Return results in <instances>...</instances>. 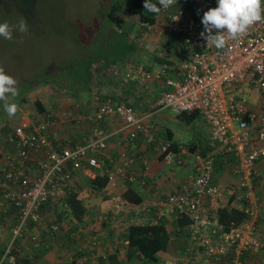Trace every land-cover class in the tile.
<instances>
[{
    "label": "built area",
    "instance_id": "built-area-1",
    "mask_svg": "<svg viewBox=\"0 0 264 264\" xmlns=\"http://www.w3.org/2000/svg\"><path fill=\"white\" fill-rule=\"evenodd\" d=\"M216 6L217 0H188L183 7L170 6L156 14V21L160 14L165 15L164 26L180 38L189 53L175 67V76L166 65L156 70L140 63L112 66L115 81L121 79L145 89L150 83H161V91L149 112L139 113L132 105L114 99L112 93H105L96 109L85 116L96 125L89 138H54V121L58 119H51L53 113L37 110L29 111L12 125L1 124L0 215L12 211L16 214L12 228L16 240L27 236L31 225H44L46 232H57L58 224L44 223L42 206L60 201L72 192L75 175L81 170L96 178L98 173L94 169H103L100 175L114 185L118 175L136 158L122 149L121 165L103 168L101 156L110 150L113 140L122 143L141 139L161 156L143 159L146 174H150L154 161L182 167L188 156L193 159L191 171L180 187L154 205L155 225L167 213L190 220L183 255L164 264H227L230 256L229 264H264V240L258 231L264 198L255 187L260 185L264 197V22L254 24L239 39L229 40L224 49H216L207 46L200 35L204 31V12ZM156 24L159 23L141 21L137 27L152 31ZM216 32L214 29L213 34ZM160 108H169L175 114L200 112L210 126L211 149L206 153L200 149L191 151L181 143L174 148L175 143L161 136L152 118ZM75 120H82L81 116ZM220 155L234 157L225 165L229 174L238 178L237 185L213 180ZM128 179L136 181L134 174H129ZM145 183L141 180L142 185ZM227 193L235 198V204L229 208L244 213L240 223L224 224L219 220L222 205L218 204ZM204 197L216 204L212 213L204 209ZM114 200L116 208L125 204L121 195ZM29 237L39 246L37 235Z\"/></svg>",
    "mask_w": 264,
    "mask_h": 264
},
{
    "label": "rangeland",
    "instance_id": "rangeland-1",
    "mask_svg": "<svg viewBox=\"0 0 264 264\" xmlns=\"http://www.w3.org/2000/svg\"><path fill=\"white\" fill-rule=\"evenodd\" d=\"M114 1L116 0H0V23L7 22L12 29V39L0 36V66L16 79L18 90L26 89L29 81L52 78L49 82L30 87L31 90L25 92L27 100L18 104L19 109L15 116L9 117L4 111L3 102H0V123L12 125L28 115L29 111L37 112L35 101L40 99L46 107H53L57 112L59 136L68 137L70 133L79 132L81 129H94L95 123L85 116H89L88 114L96 109L98 102L105 98V93L114 92L118 97L122 91H115L112 81L107 80L104 86H97L92 91L75 92L61 86V75H74L81 71L87 62H92L93 66L101 65L105 57L114 54L106 30L115 28L120 18H124L122 29L128 30L132 27L133 30L142 32L143 29L132 23L135 17L127 12V9L130 11L129 0L116 19L109 15L110 5ZM21 20L27 23L26 32H20L18 29ZM144 34L140 44L142 43L146 52L160 55L166 53V42L171 36L166 26H157L152 31H144ZM123 36L120 35L118 39ZM137 55L132 56L128 63L137 64L139 58L144 59L141 60L144 65L146 59L152 63L149 53V57ZM157 85L149 87L151 90L145 96L151 105L155 103L156 92L159 93L162 88ZM150 110L151 106L148 111H143ZM153 114L157 131L165 135L171 130L174 140L185 146L192 145V141L195 144L201 143L197 138L199 135L207 136L208 139L210 137V126L202 116L188 124L180 120L169 108L157 109ZM78 116H81L82 120L77 122L75 118ZM74 135L79 137L78 134ZM261 219L258 231L264 234V217ZM15 223L12 212L0 215V229L5 227V231L8 230L5 234L6 244H13L16 240L12 233ZM2 248L0 246V249ZM7 256L0 253V264H10Z\"/></svg>",
    "mask_w": 264,
    "mask_h": 264
},
{
    "label": "crops",
    "instance_id": "crops-1",
    "mask_svg": "<svg viewBox=\"0 0 264 264\" xmlns=\"http://www.w3.org/2000/svg\"><path fill=\"white\" fill-rule=\"evenodd\" d=\"M181 4L182 1L178 0V2L172 5V8H180L182 7L180 6ZM157 26H164V24H156L154 28ZM134 33L140 38V33L142 32L135 31ZM188 54V50L185 47L177 55V57H180L178 62L187 57ZM159 67L160 65L156 66L157 69ZM157 84L160 85L161 83L153 82L149 84V87L153 85L158 86ZM115 85L113 84V86ZM115 88L125 93L121 97L128 99L130 105L134 106L139 113H145L146 111L143 110L147 109L148 111L150 106L152 107L153 105L145 99V96L149 94L151 89L147 88L141 91L131 88L128 90V87L115 86ZM126 91H129V94ZM157 94L158 92H156V96ZM44 107V113H53L54 116L51 119H58L57 112H55L53 107H46L45 103ZM54 122L58 126L59 122L57 120ZM54 122H51V125ZM55 129L56 131L52 133L54 138H66L57 134L58 127H55ZM93 130L88 128L81 129L80 135H83V137H86L84 136L85 134L92 136ZM161 136L164 137V135ZM197 138L202 142L197 144L196 150L200 149L203 151L202 148L208 147L209 139L207 136L203 139H200L198 136ZM191 143L194 144V141ZM186 146L190 148L191 145ZM122 149H125L135 157L136 162L125 167L124 171L118 175L114 185L108 183L100 191L92 188L90 181L103 177L100 175L104 171L103 169H94V172L98 173L96 178H93L92 175L87 174L83 170L75 175V182H73L75 190L79 193V198L82 199L86 207V212L81 220H78L69 213H65L66 211L64 210L66 209H63L61 203L46 205L44 208L42 207L43 210L41 209L44 223L46 225L58 224L60 227L62 224L65 228L59 233H57L58 231L48 233L45 231L44 225H31L27 237L17 239L10 248V244H6L5 239V234L8 230L5 231V227L0 229V246L3 247V255H8L7 258H9L10 264H143L139 255L132 260L128 259L129 241L127 240V234L129 226L133 224L154 225V221L157 218L154 205L164 201L168 193L180 187L191 171L193 159L191 156H188L186 164L180 167L181 170H179V167L170 168L163 162L154 161L152 162L150 174H146L142 165L143 159L149 158L154 160L161 158V156L150 146L147 147L141 139L133 142L122 140V143L119 140H113L111 141L110 150L100 158L103 162V168L120 166L122 162L119 153ZM129 174L135 175V182L129 181ZM143 179L146 181L144 185L141 184V180ZM213 180L215 182L225 181L232 182L235 185L238 184V178L231 174L224 176V166L216 167ZM255 187L257 194L261 198H264L260 192V185L255 184ZM116 195H121L125 199V204L120 208H116L115 206L114 198ZM234 204L235 198L227 193L218 205H222L221 208H223L233 207ZM203 207L212 213L216 204L209 198L204 197ZM59 211L63 212L61 214V221L55 220L57 218L56 214L58 215ZM13 214L16 220L14 211H12ZM262 217H264V211H260L259 225ZM178 218L175 214L167 213L159 221L160 224L163 223L165 225L171 238L167 250L159 252L161 259L156 264H164L167 260L174 261L183 255L187 245V224L184 226L179 224ZM32 235L38 236L39 246L36 247L32 243L29 237ZM260 235L264 240V234L260 233Z\"/></svg>",
    "mask_w": 264,
    "mask_h": 264
},
{
    "label": "trees",
    "instance_id": "trees-1",
    "mask_svg": "<svg viewBox=\"0 0 264 264\" xmlns=\"http://www.w3.org/2000/svg\"><path fill=\"white\" fill-rule=\"evenodd\" d=\"M128 0H116L111 3L110 5V11L109 15L111 14L116 19L119 12L122 13L124 7V4L127 3ZM188 0L182 1V4L180 6H185ZM130 3V11H127L129 14H131L133 17H135V20L132 21V23L137 25L139 22H149L151 24H155L158 22L159 24H165V15L160 14L158 20L156 21V13L148 12L144 8L145 0H129ZM129 6V5H128ZM129 8V7H128ZM127 9V8H126ZM128 10V9H127ZM124 18H120L115 25V28H111L110 30H106L107 39L110 40V44L112 45L113 49L111 51L114 52V54L110 55L109 57H105V59L101 62L102 64L93 66L92 62L88 63L87 65L81 69V71H76L77 73L68 74V75H61V86L68 89L73 90L75 92H83V91H92L97 86H104L107 83V80H111L112 83L116 87H128L127 89L130 90H143L142 87H139L135 84L130 83L129 85L126 84L121 79H118L117 81L114 80L111 68L115 64H127L129 59L132 58V56L138 54L144 55V57H149L148 53L152 57L150 59L152 63H149V60H145V65L141 62L144 61V59L139 58L138 62L143 64L148 69L154 70L156 66L160 65H167L168 67H176L178 60L180 57H177L179 52L184 50L185 45L182 43L179 37L174 36L175 34L171 33V36L166 42V53L164 54H154L151 52H146L144 50L142 43L140 44V38L143 37L144 31L140 33V38L137 37V34H135V30L129 28L128 30L122 29L123 27V20ZM119 30V31H118ZM120 35H124L123 37L119 38ZM146 64H149L147 66ZM110 72V73H109ZM52 79L51 77L46 80L43 79H36L37 81H29V85L26 89L18 90L19 95L15 97L16 103H23L27 100L25 92L31 90L35 85L43 84L44 82H49V80ZM110 81V82H111ZM31 87V88H30ZM118 89L115 88V91ZM120 92V90H118ZM26 92V93H27ZM124 93V92H123ZM123 93L120 92L118 97H115L114 92L111 94V96L114 99H117L119 101H122L126 104L130 103L128 102V99H124ZM127 94H129V91H126ZM125 94V93H124ZM36 110L39 112H44V102L42 100L37 99L36 101ZM134 107V106H133ZM72 114V113H71ZM202 115L198 111H192V112H183L181 114H177V117L182 120L183 122H186L188 124H191L195 120H197ZM77 123V122H75ZM2 123H0L1 126ZM6 128V127H5ZM4 128V129H5ZM6 130V129H5ZM73 134V135H71ZM78 134V136L74 135ZM71 135V136H70ZM69 139L73 140H82L83 135H80L79 132L70 133L68 135ZM200 139L205 138L206 136H198ZM164 138L173 141L174 148H177L179 144H177V141H174V134L171 130H168ZM209 141V140H208ZM197 144H192L190 146L191 151H195L197 149ZM212 144L209 142V145L207 148H202L203 153H206L207 150L211 149ZM234 161V157L232 155L230 156H223L220 155L217 157L216 160V167L220 166L223 167L225 163ZM170 168H176V167H170ZM224 176H229V172L226 169V165L224 167ZM91 182V186L93 189L100 191L103 190L107 184L108 180L103 177H99L97 179H94ZM225 182V181H222ZM62 205L63 209L65 208V213H69L73 217L77 218L78 220L82 219V216L86 212V207L83 204L82 199L79 198V193L77 190L73 189L72 192H70L66 197L62 198L60 201L56 202H47L42 207L44 208L46 205H55L60 204ZM43 210V209H42ZM63 211V210H62ZM42 212V211H41ZM63 212L59 211L58 215L56 214L55 220L61 221V214ZM245 218L244 213L241 211L235 209V208H229V207H223L219 210V220L223 222L224 224H227L230 221H236L240 223ZM54 219V218H53ZM17 221V219H16ZM189 219L186 216L179 217L178 222L181 225H186L189 223ZM65 227L61 224V227L59 225V230L57 233H59L61 230H63ZM72 234V233H70ZM69 234V236H70ZM74 235V234H73ZM127 240L129 241V252H128V259L132 260L139 255L141 257L142 263H151L156 264L159 262V252L165 251L168 248L169 241H170V233L168 232L167 228L163 223L159 225H153V224H133L129 226L128 234H127ZM0 253H3L2 249H0ZM232 256L227 258V264L231 262Z\"/></svg>",
    "mask_w": 264,
    "mask_h": 264
},
{
    "label": "clouds",
    "instance_id": "clouds-1",
    "mask_svg": "<svg viewBox=\"0 0 264 264\" xmlns=\"http://www.w3.org/2000/svg\"><path fill=\"white\" fill-rule=\"evenodd\" d=\"M175 2L176 0H158L153 3L152 0H145L144 8L148 12L159 14L161 9H168ZM217 4L218 6L204 12L202 17L204 31L200 35L207 41V46L224 49L229 40L239 39L254 24L264 22V0H217ZM18 29L20 32H26V21L21 20ZM214 29L217 30L216 34H213ZM0 36L12 39V29L7 22L0 23ZM168 69L172 76L177 74L175 67ZM18 95L16 79L0 66V102H3L4 111L9 117L15 116L19 109L14 99Z\"/></svg>",
    "mask_w": 264,
    "mask_h": 264
}]
</instances>
